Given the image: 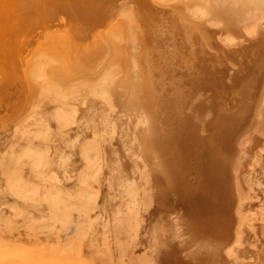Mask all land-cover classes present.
Masks as SVG:
<instances>
[{
    "label": "rangeland",
    "instance_id": "1",
    "mask_svg": "<svg viewBox=\"0 0 264 264\" xmlns=\"http://www.w3.org/2000/svg\"><path fill=\"white\" fill-rule=\"evenodd\" d=\"M36 1L0 0V264H264V128L253 127L264 92V17L248 34L243 24L213 8L207 16L190 13L198 7L193 0H127L130 17L114 8L105 13V23L89 27L93 12H83L77 0ZM118 36L125 41L113 39ZM42 52L55 60L44 63L42 77L62 88L77 77L94 80L103 57L104 63H120L121 87H108L111 99L117 102L126 91V101L137 100L147 116L146 124L134 105L131 116L123 108L128 130L142 131L133 168L138 193L126 179L128 160L121 159L129 156L113 153V127L89 116L103 109L92 107L90 99L81 103L77 95L68 102L77 104L78 116L89 113L71 134L78 132L84 143L98 124L108 143L98 149L93 166L79 149L64 164L50 147L55 122L37 140L45 148L46 167L30 164L24 134L6 162L3 152L12 142L7 135L12 127L23 129L38 96L30 69ZM242 146L249 158L239 161L238 173L250 223L238 238L234 164ZM69 153L65 147L63 156Z\"/></svg>",
    "mask_w": 264,
    "mask_h": 264
},
{
    "label": "bare ground",
    "instance_id": "2",
    "mask_svg": "<svg viewBox=\"0 0 264 264\" xmlns=\"http://www.w3.org/2000/svg\"><path fill=\"white\" fill-rule=\"evenodd\" d=\"M53 1L57 2V0H53ZM114 1H116V2H114ZM162 1H166V0H160V2H162ZM193 1L196 2V5H198V7L194 8V10H192V9H190L188 7L190 13L192 12L193 14H197V15L201 14L202 16H207L209 14V12L213 8L214 11H221V13L223 12L226 15V17L228 18V21H233V23L236 22V23H239V24H243L244 30L248 34H254L255 33V27L253 28L254 24L260 22V20L264 17V0H193ZM36 2H40V0H37ZM184 2H186V1L184 0L183 4H184ZM75 3H77L78 5H80L82 7V10H84L83 12H85V11L86 12L87 11L93 12L92 18H94L95 20H93V19L89 20L90 22H92V23L89 24V27L91 25H93V24L97 25L98 24L97 22H99V24L105 23V20H107L109 18V16H107L105 13L110 11V9H114V8L120 9V14H121L122 17H125V19H126V17L128 18V17H130L132 15V11H131L132 9H126L125 8L127 0H77V1H75ZM214 3L217 5V7H215L213 5ZM67 5H66L67 8L71 7V4H67ZM185 5H187V4H185ZM193 5H195V4H193ZM177 7H178V5H177ZM57 9H59V7ZM69 10H70V8H69ZM76 11H78V10H76ZM147 11H149V10L147 9ZM186 14H187V12H186ZM96 15L98 16V18H102V19H98L97 20V16ZM214 15H217V13L214 14ZM192 16H194V15H192ZM118 19H117V21H119V23L121 25V22ZM191 19H192V17H191ZM203 19H200V20L203 21ZM210 19L211 18H209V20ZM196 20H199V19H196ZM221 20H222V18H221ZM224 22H223V24H224ZM110 24H112V23H110ZM260 24H262V22ZM117 25H119V24H117ZM108 27L111 28L110 25H108ZM108 27H106L107 30H108ZM97 28H96V30H97ZM106 29H105V31L104 30L103 31L106 32ZM113 30L115 31V28ZM165 30L166 29H164V31ZM108 31H110V33H111V29L108 30ZM167 32H169V31H167ZM227 32L231 33L229 31H227ZM105 34L106 33L103 34L104 37H105ZM180 34H182V33H180ZM117 35H114V37H116ZM132 35H133V39L132 40L134 42V46H136L135 44H136V41H137V36H136L134 30L132 32ZM106 36H107V34H106ZM204 36H206V35L204 34ZM119 38L121 39V37H119V36H118V38H113V39H119ZM219 38H221V37H219ZM223 38H224V36H223ZM105 39H106V37H105ZM59 40H60V38H59ZM106 40H109V39H106ZM110 40H112V39H110ZM110 40H109V42H111ZM122 40H123V42L125 41L123 38H122ZM122 40H120V41L122 42ZM117 43H115V44H117ZM109 44L110 43H106V45H105L106 51H109L110 48L112 47ZM111 44H112V42H111ZM116 46H114V47H116ZM117 48H119V46ZM116 49L114 48L112 51L114 52V50H116ZM121 50L123 52L122 48H121ZM176 50H177V48H176ZM122 52L119 51V52H116L115 54H117V53L122 54ZM182 52H183V50H182ZM112 54H114V53H112ZM114 57H115L114 59H116L117 56H114ZM111 58H112V56H111ZM104 59H105V57H103V60H101L98 64H95L96 68H98V67H100V68H99L98 74H96L95 78H94V76L92 77V78H94V80L86 79V78H84V76H81L79 78L77 77L76 79H74L75 78L74 77L73 78L74 80L71 81V82H70V79L69 80L65 79V80L70 82L69 85L68 84L66 85L68 88H66V87L62 88V84L58 85V83H56L57 80L56 81L55 80L51 81V79L49 80L50 77H48V76H47V78H43L42 77V76H44V72H43L44 66H46V65H44V63L46 61L51 62V60H54L53 54L44 55V52H42V54H40V55H38V57L34 58V63L35 64L30 62L31 64H34V65L31 66L30 75H32L33 78L38 82V84H39V87H38L39 88V92L37 94L38 96L35 98V100H33V101H35L34 104L30 105V106H32V108L30 109V107H29L30 111L24 116L25 120L20 125V128H23V129L18 130V128L15 129V127H12L11 132L9 134L7 133L8 134L7 135L8 138H10L12 140V142H11L10 147L6 148L4 150V152H3V155L5 156L4 159H6V162L10 161L13 153L18 148V143H17L16 139H18L20 134H24L25 135V140L27 142V148L24 150L23 153H25L28 156V160H29L30 164L33 165L36 168H44V167H46L47 166L46 151H45V148L43 147V145L41 143H38L39 141H37V140L42 139L48 133H50L51 123L55 122L56 125H57V130L52 132V133H54V135L51 137L50 147L52 146L55 150L60 152L61 159H63L64 164H66L67 161L70 158H72V156L74 154V150H78L79 149L81 157L84 160V162L86 163V165L93 166V164L95 163V160L97 158L98 149H100V148L103 149L105 144H106V142H107L105 137H104L103 132L101 130H99V127H98V124L100 122L102 123V122L105 121L106 122V126L108 125V126H112L113 127V133L112 134H113V139L114 138L115 139L113 140L114 142L112 141V145L111 146H112V150H113L114 155H117V156L121 157V154L124 153L125 157L128 155L129 158H130V159H127V158L124 159L123 157L121 158L122 160H124L123 162L128 160V163H126V164H129V167L127 165L123 164L127 168V169L126 168L125 169L123 168V169H124V171L126 170L127 171L126 173L128 174V175L126 174L127 175L126 179H127L129 188L131 187L133 192H135V191L137 192V189H135V186H136L135 184L137 183V179H135L136 175L135 176L133 175L134 174V169L133 168H134V166L137 163L136 158L138 157V155H140V152H141L139 150H140V139H141V136H142V131L139 132V133H136L137 128H135V127L133 128L132 132H130L128 130L127 121H126V119H125V117L123 115V108H124V106H126L127 114H129L131 116V111H130L131 108L130 107H133V105H134L136 107V109L140 113L143 114V116L145 118L144 122L147 124V116L145 115V111H144L145 110V108H144L145 106L142 105V104H139L137 102V100H134V99L133 100L135 102L133 100L132 101L130 100V102H128L129 99H128L127 95L124 96V97L127 96L126 98L128 99V101H126V98H124L123 95H121L123 93L125 94L126 91L122 93L120 90H118L121 93L120 94L118 93L119 94V97H118L119 99L117 100V102H114L115 100L111 99L113 95L109 94V89L110 88L108 89V87H110V85L112 83L121 87V85L119 83V78H118L120 63L118 65L117 62H116L117 60L113 61V59H112V61H110L108 63H107V61H106V63H104L103 62ZM119 59L121 60V62H123L121 58H119ZM134 62H135V59H134ZM136 62L134 64L135 68L138 67ZM53 63H55V62H53ZM101 66H102V68H101ZM122 67H124V66H122ZM122 67H121V69H122ZM84 70H85V66H82L81 67V71H84ZM124 70H125V68H124ZM46 71H45V73H46ZM56 71H58V70H56ZM121 72H122V70H121ZM166 72L167 71L165 70V73ZM54 73H56V72H54ZM51 74H52V72H51ZM51 74H50V76H51ZM64 76H63V78H64ZM39 78L40 79L42 78V79L40 80ZM89 78H91V77H89ZM223 78H224V76H223ZM60 80H61V78H60ZM63 81H64V79H63ZM121 82H122V80H121ZM0 86H2V85H0ZM21 87H24V86H21ZM76 87H77V90H75ZM85 87H86V90H85ZM65 88H66V90L64 91ZM78 88H82V89H78ZM6 89H7L6 91L10 90L8 88H6ZM18 89H20V88H18ZM80 90L82 92H80ZM122 90H123V88H122ZM125 90H127V88ZM16 91H18V90H16ZM19 92H20V90H19ZM21 92H23V90ZM5 93L8 94L7 92H5ZM14 93L16 94V92H14ZM14 93H12V94H14ZM261 94H262L260 96L261 98L259 99L260 102L258 101L259 105H258V108L256 109L257 110V112H256L257 114H256V117H255L256 121L253 124V125H255L253 127L256 128L257 130H262L264 128L263 127V124H264L263 123L264 122L263 116L264 115L262 114L263 104H264V92L263 93L261 92ZM76 95L78 97H81V100H80L81 103L86 105L87 100L90 99L91 100L90 105L92 104V107H94L95 109H96V107L97 108L100 107V108H98V110H100V109L102 110L103 109L102 112H97V110H96L92 114L90 113L89 116H91L92 118H95L97 116L99 122H98V124H94V126L92 128V133H91L92 136L90 137V139L88 138V140H86L84 143H80L81 142L80 141L81 135L78 132H77V134H71V131L77 129V127H78L77 124L80 122V120L85 118L86 114L89 113L88 109H86L85 112L81 113V116L77 115V112H78V108L76 107L77 104L74 105V104L68 102V100L70 101V98L75 97ZM9 97H12V96L9 95ZM6 98H8V97L6 96ZM77 100H75V101L72 100V101L76 102ZM90 105H88L87 107H89ZM96 112H97V115H96ZM114 121H115V124H113ZM31 126H32V128H31ZM93 130H94V132H93ZM140 134H141V136H140ZM144 134H146V133H144ZM146 136L148 137V134ZM243 137H244V135H243ZM241 139H239V140L241 141ZM244 139H245V137H244ZM244 139H243V141H244ZM243 141H241V144H244ZM36 142H37V144H35ZM249 142H250V139H249ZM79 143H80V146L78 145ZM238 143H240V142H238ZM107 144H106V147H107ZM246 144H248V143H246ZM65 147H69L70 148V153L68 154L67 157L63 156ZM243 147L244 146H242L241 148L238 147V149H242ZM105 149H107V148H105ZM109 150H111V149H108V151ZM245 150L246 149H244V148L242 150H240L241 151V155H239L236 163L234 164L235 165V170L234 171H235V178H236L235 179V181H236L235 183H236V188H237V191H238L237 193L239 194V196H238V202L239 203H237V204H239V206H240L239 207V217H240V220H241V225L240 226L242 227L241 229H239V231H237L239 233L238 238H239V236L243 237V234L241 233L240 230L246 231L245 230L246 227H247L246 225H248L250 223L249 220L246 221L248 219V218H246V216L248 214L247 213L248 210L245 207V203L247 202L246 201L247 197H246L245 193L243 192L244 189L243 190L241 189L242 186L240 185L241 183H240L239 173H238V168H239L238 167L239 166L238 163H240L239 161H241L243 159V157H246V158L248 157L246 154L249 153V152H246L247 150L246 151ZM243 154H245V155H243ZM108 155H110V154H108ZM109 157L111 158V156H109ZM243 160H245V158ZM100 165H101V163H99V165L95 166V169L98 168ZM242 165H243V163H242ZM107 170H105V172ZM94 172H96V171H94ZM135 173L137 175H139L138 171L137 172L135 171ZM57 179H60V178L57 176ZM95 179H97V178H95ZM14 181H15V183H18L19 182V178L16 177ZM17 192L19 193L18 190H17ZM50 193L52 194L53 197H56V192L55 191H51ZM135 198L137 199V196ZM236 212H238V210ZM256 215L257 214L254 212V219L256 218ZM240 220L238 219V222ZM246 222H249V223L246 224Z\"/></svg>",
    "mask_w": 264,
    "mask_h": 264
}]
</instances>
